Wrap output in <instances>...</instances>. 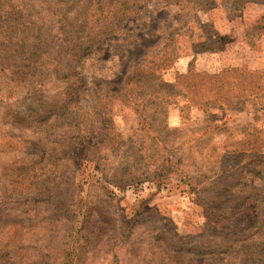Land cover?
Wrapping results in <instances>:
<instances>
[{"label": "rangeland", "instance_id": "rangeland-1", "mask_svg": "<svg viewBox=\"0 0 264 264\" xmlns=\"http://www.w3.org/2000/svg\"><path fill=\"white\" fill-rule=\"evenodd\" d=\"M121 2L0 0V240L34 264H212L164 245L212 240L224 193L264 210V146L238 174L264 110L187 105L176 77L264 69L263 8Z\"/></svg>", "mask_w": 264, "mask_h": 264}, {"label": "trees", "instance_id": "trees-1", "mask_svg": "<svg viewBox=\"0 0 264 264\" xmlns=\"http://www.w3.org/2000/svg\"><path fill=\"white\" fill-rule=\"evenodd\" d=\"M207 1L200 0V4H206ZM241 1L243 4L258 3L264 11V0ZM127 3L128 0L121 2L122 12H126ZM130 11L133 12V8ZM115 27L116 25L111 23L106 27H100L97 30V35L100 36L101 31L109 30L111 32ZM176 84L185 89L184 96L187 105L221 106L225 109L241 111L246 105L254 103L259 110H264V69L252 71L243 67H229L214 74L190 69L187 73L176 77ZM259 128L252 124L241 137L247 150L242 156L248 163L238 173L240 176H246L251 172L259 173V171L255 172L257 168L255 163L258 162L256 156L264 146V126ZM72 145L70 143L71 151L76 150L79 146L77 144L74 148ZM223 197H225L224 201H219L220 197L217 196L214 198L215 202H209L211 205H215L220 213L213 218L214 221L209 225V237L212 240L199 241L197 245L190 247L186 243L179 245L173 241H167L164 249L168 254H172L171 258H174V255L187 254L195 258H211L212 264L230 262L264 264V210L261 211L259 205L250 203V196H247L246 199L244 196L239 199L237 196L224 193ZM258 202H264L263 198H260ZM178 240L185 241L183 238ZM64 255L67 258L71 252L67 249ZM23 257L28 259L23 262ZM29 260L30 258L19 247L16 239L10 237L6 241L0 240V264H34ZM166 263L164 262V264ZM62 264H70V261Z\"/></svg>", "mask_w": 264, "mask_h": 264}]
</instances>
